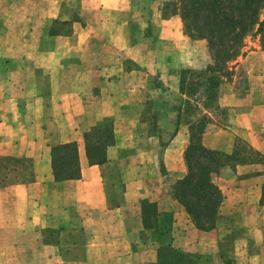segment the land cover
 <instances>
[{"label":"crops","instance_id":"crops-1","mask_svg":"<svg viewBox=\"0 0 264 264\" xmlns=\"http://www.w3.org/2000/svg\"><path fill=\"white\" fill-rule=\"evenodd\" d=\"M25 1L0 0V157L32 170L0 185V264H264V164L214 176L224 199L209 232L171 187L187 175L190 127L203 118L208 149L229 156L240 140L264 156V83L226 117H183L164 93L176 97L180 69L205 67L209 50L179 16L142 18L125 0H102L68 17L50 1ZM253 53L264 66V52ZM151 101L170 119L162 159L147 144L157 138L144 127ZM105 125L112 143L106 161L93 162L88 150L105 143ZM70 143L80 177L56 180L54 149L65 163ZM145 202L156 207L153 228Z\"/></svg>","mask_w":264,"mask_h":264},{"label":"trees","instance_id":"trees-1","mask_svg":"<svg viewBox=\"0 0 264 264\" xmlns=\"http://www.w3.org/2000/svg\"><path fill=\"white\" fill-rule=\"evenodd\" d=\"M165 9L172 11L167 14ZM162 12L164 18L180 15L185 33L192 40H207L212 63L203 74L212 84V89L221 85L223 78L231 77L235 66L232 64L244 56L246 37L264 31V0H173L165 5ZM261 14L262 20L259 19ZM184 72L189 75L195 73L189 69ZM207 123V118H203L190 127V144L185 152L188 172L183 179L174 181L172 188L174 198L185 207L195 226L204 232L215 228L223 203L224 195L213 180L220 169L225 165L235 168L237 165L264 164V156L240 140L229 156L205 147L202 135ZM98 130H104L105 143L95 145L96 151L94 148L88 151L93 162L103 163L106 161L104 146L112 143L113 130L110 125L101 126ZM65 148L71 154L65 163L60 153L62 147H56L53 152L56 180L80 177L76 145L70 143ZM12 172L17 173L16 178L22 182L30 180L28 175L32 170L24 161L0 157V185ZM145 204L147 214L144 222L146 227L153 228L156 207L152 203ZM172 256L176 255L173 253Z\"/></svg>","mask_w":264,"mask_h":264},{"label":"rangeland","instance_id":"rangeland-1","mask_svg":"<svg viewBox=\"0 0 264 264\" xmlns=\"http://www.w3.org/2000/svg\"><path fill=\"white\" fill-rule=\"evenodd\" d=\"M11 1L17 2L19 6H21L22 2H26L25 0H11ZM47 1H50L51 7L54 9L60 6V8L66 10V14L68 17H70L71 14H73L75 11H82L84 9L88 10L91 9V7H93L94 5L103 3L102 0H47ZM125 1L126 3L129 4V6L132 9H136V11L138 12L137 14L143 15L142 18H145L146 16L153 17L156 13L157 15L159 13V15L163 17L162 11L165 5L168 3H172L173 0H125ZM174 1L177 2V0ZM171 11L172 9L171 10L165 9V13L167 14L171 13ZM176 16L180 17V15H176ZM259 19L260 20L263 19V14L260 15ZM184 31H185V27H184ZM206 43L208 45V42ZM253 52H259V53L264 52V31L261 34L253 35L252 33L251 35L246 37L245 47L243 49L244 56H240L238 60L232 64L235 66H233L234 69L232 70L233 72L231 77H229L228 79L223 78L221 85L215 87V89H212L213 88L212 84H209L207 82V78H206L207 76L204 75L205 74L204 71L206 70L207 66L212 63V59L209 52L208 65H204L205 67L200 66L199 68L192 70L195 72L193 73V75L186 74L184 72L186 69H180L178 75H180V79H181V91L179 92V94H177L176 97L174 96V93L171 94L172 92L164 93L167 96L166 101L170 103L169 100L171 98H173V102L176 101L177 99L178 104L177 106H174L173 109L174 110L179 109L181 112H183V117H192V115L196 117H200L201 115H203V112L205 110H210L212 113H214V116L226 117V114H228L229 110L232 109L235 106V104L246 103L247 92L250 89H252L253 87H255L256 85L262 82L264 83V66L262 65V57L259 58L261 59V65H260V61L257 59L258 55H255ZM250 64L255 66L254 71L256 72H250L252 70V68L249 67ZM158 86L159 88H162L166 92V88H163L161 84H159ZM230 94L231 96L233 95L231 98H230ZM220 101L226 104L227 106H225L224 108H221L222 106H220L219 108L216 107V105H219ZM167 113L168 112L166 106L162 105L161 103L158 102L153 103L151 101V103L148 104V106L146 107V110L143 115L144 127L146 129H152V132L157 134V138L148 139L147 144H149L150 146H155L160 151L161 159L163 158L165 146L167 144V140L169 139V136L166 135V131L168 133V125L170 122L169 117H165ZM161 172L165 176V182L168 183L167 187H169L170 184L172 183L171 178L167 176L165 169H161ZM171 187L173 188V184L171 185Z\"/></svg>","mask_w":264,"mask_h":264}]
</instances>
